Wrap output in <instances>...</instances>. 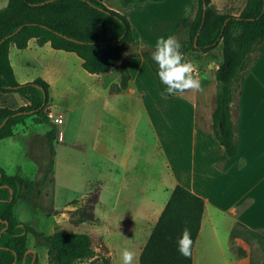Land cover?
<instances>
[{"label":"rangeland","instance_id":"1","mask_svg":"<svg viewBox=\"0 0 264 264\" xmlns=\"http://www.w3.org/2000/svg\"><path fill=\"white\" fill-rule=\"evenodd\" d=\"M245 3L246 0H212L211 5L220 14L238 15ZM139 5L144 7L138 6L140 8L128 16L143 41L139 45H126L129 51L154 47L156 38L160 36H175L182 46L188 38L187 28L175 30V25L181 18L194 16L197 0L151 1ZM115 8L123 9L120 1ZM146 14L149 23L146 22ZM156 22L158 25L154 26ZM222 48L220 41L206 52L192 51L184 55L186 60L196 64L198 71L194 75L200 79L203 91L162 95L156 90V94L151 96L155 129L146 124L144 116L135 127L125 122L126 116L112 119L110 115L99 125L95 109L91 121L82 123L81 132L90 158L80 151L81 160L76 171L71 174L61 165L56 173V189L64 192L62 197L67 203L58 201L54 205L53 187L52 198L43 194L36 202L29 201L47 218H37L36 212L28 208V203L15 206L16 218L44 235L35 238L30 234L28 239V245H32L30 251L38 257L40 264L55 261L54 254L49 255L55 231L89 236L94 257L76 260L72 264H122L119 253L123 247H130L135 252L133 264H139L142 248L159 217L160 196L164 198L165 190L169 192L171 189L167 186L168 182L167 189H156L157 201L152 196V204H148L149 197L143 195L145 189L142 188L135 191L141 203L132 204L134 208L126 203L108 206L106 201L110 198L106 192L119 189L106 187V181L100 179L101 173L108 175L110 186L118 184L116 180L122 168H126L128 176L147 175L155 167L159 172L166 167L171 172L172 168L179 180L193 182L210 197L212 203L223 207L238 203V217L248 229H264V51L260 53L257 49L251 54L244 79L232 100L231 122L235 137L238 132V145L242 157L248 162L247 167V163L242 164L240 155L234 158L225 155L211 128L212 113L209 115V112L215 107V72L223 62ZM51 95L57 99L59 91L55 90ZM126 108L127 104L124 111ZM100 150L102 157L96 159ZM99 193L103 198L99 197ZM42 205L47 208L43 209ZM83 214H87L89 219L81 221L79 218ZM218 229L223 231V227ZM250 230L238 227L233 236L255 238L262 245V251L252 252V264H264V232ZM203 231L205 235L196 252L198 263L225 264L223 253L212 237L211 221L205 223ZM243 252L240 248L238 253L242 255Z\"/></svg>","mask_w":264,"mask_h":264},{"label":"trees","instance_id":"2","mask_svg":"<svg viewBox=\"0 0 264 264\" xmlns=\"http://www.w3.org/2000/svg\"><path fill=\"white\" fill-rule=\"evenodd\" d=\"M119 1L127 8L134 2L147 0ZM211 2L197 0L194 16L181 18L175 30L187 28L188 38L181 46L184 55L206 52L222 42L223 62L215 72L211 128L227 157H234L238 144L230 105L244 79L251 54L257 49L260 53L264 51V0H246L238 15L220 14ZM33 38L39 44L49 43L56 50L75 53L89 73L104 72L114 66L121 60L124 47L134 42L128 19L101 0H8L0 10V93L18 91L27 105L15 110L0 107V140L12 136L16 125L24 124L29 117L37 124L50 121L48 83L41 78L19 83L8 57L10 44L24 49ZM153 50L154 47L145 48L135 55L146 60L156 76L159 91L169 95L156 75L157 65L150 58ZM129 78L127 68L122 65L120 89L127 86ZM55 138V128L41 138H33L29 154L37 164L34 179L9 175L0 167V264H40L28 247L27 237L44 235L18 220L14 205L19 199L36 202L44 195L52 198ZM204 208L202 197L175 185L142 248L139 264H193V248ZM79 219L89 217L83 214ZM185 228L192 239L188 258L177 250V240ZM53 241L49 255L54 254L55 261L49 260L48 264H72L95 255L87 234L56 231Z\"/></svg>","mask_w":264,"mask_h":264},{"label":"crops","instance_id":"3","mask_svg":"<svg viewBox=\"0 0 264 264\" xmlns=\"http://www.w3.org/2000/svg\"><path fill=\"white\" fill-rule=\"evenodd\" d=\"M101 1L106 7L120 12L128 19L134 37V42L128 45H139L143 40L141 36L136 34L132 21L128 15L132 14L137 8H140L138 6L144 7L139 4L151 1L147 0L133 3L129 7L123 9L115 8V5L119 3L118 0ZM0 3L1 10L7 5L8 0H0ZM145 16L146 22L149 23L148 15L146 14ZM153 24H155L154 26H157L158 22ZM142 50L129 51V47L125 46L121 60L114 66L104 72L89 73L83 68L82 59L75 53L56 50L52 48L49 43L39 44L37 40L33 38L29 40L28 46L24 49H18L15 45L10 44L8 57L15 78L19 83H26L36 78H41L48 83L49 96L51 95V92L55 90L59 91V97L57 99H55L54 96L52 97V95L50 96L49 111L54 118L61 116V122L55 123L53 119H49L50 121L48 123L37 124L33 122L32 117H29L25 120L24 124L16 125L12 136L0 140V167L9 175H20L31 180L34 179L37 174V164L29 154L32 140L34 137L41 138L46 132L55 128L53 201L54 205H56V202L58 201H60L61 204H64L66 201L65 198L62 197L64 192L61 193L59 189H56L58 187L56 173L58 167L61 165H64L71 174L76 171L81 160L78 154L80 151L86 154L88 159L90 158V154L87 152L88 146L85 138L82 136L81 128L84 121H91L94 109L97 113V123L99 125L104 123L107 115H110L112 119H117L119 116H126L125 122L129 126L135 127L140 123L144 116L146 124L155 129V113H153L155 110L151 108V96L155 95L157 92L156 90H159V88L156 76L146 60L139 55H135ZM122 65L127 68L130 76L128 84L124 89L119 88ZM17 94L25 101L21 105H18L17 101L13 99ZM160 94L166 95L161 92ZM125 104H127V108L124 111ZM25 105H27V100L18 91L0 93V107L15 110ZM109 107H111L110 112ZM196 110L197 104L194 106L195 113ZM212 112L213 111L209 112V115H211ZM231 114L232 102L230 105V117L232 120ZM196 119H198V117ZM97 127L98 126H96V128ZM195 129L199 131V129ZM198 131L194 132V134ZM200 134L203 135L204 133L201 132ZM238 136L237 132L235 137L236 140L238 139ZM237 144H239L238 140ZM238 155L241 156L242 164L247 163L248 167V162L244 156L242 157L239 145L238 154L236 156ZM100 157H102L101 150L97 151L96 159H99ZM102 168L104 167H101V171ZM170 170L171 172H169L166 167L163 171L160 170L159 172L155 167L154 169H151L147 175L143 174L142 176H139L136 174L128 176L126 168H122L121 175L116 180L118 181V184H112L110 186L108 175L101 173L100 179L106 181V187L119 189L114 191L108 190L106 192L108 198H110L106 201L107 205L111 206V204L115 203L121 205L126 203L128 207L130 204V207L134 208L132 204L141 203V198L139 197L138 199V192L135 191L136 189L142 188L146 190H144L143 195L149 197L148 204H152L157 197L156 189H167L166 183L168 182L167 186L171 190L169 192L165 190L166 196L164 198L160 196V215L172 189L175 185L179 184L202 197L205 202L200 229L193 248V264H199L196 252L199 243L203 241L205 235L203 227L208 220L213 224L212 237L223 253L225 264H252V252H259L262 245H260V243L253 237L252 239H246L239 235L235 237L233 236L234 230L238 227L245 231L250 230L244 225V221L238 217L240 210L237 211V207L240 205L234 203L229 207H223L220 204L212 203L210 197L194 185L193 182H182L176 177L173 169L170 168ZM112 178L115 177L112 176ZM63 185L64 183H62V186ZM152 196H154V199ZM61 197L63 198V202L61 201ZM99 197L103 198L102 195L100 196V193ZM24 203H28V208H32L34 212H36L37 218H47L39 211V209L34 208L28 200L19 199L16 202V204ZM208 203H210L209 208ZM16 204L14 205V214ZM63 214L61 216H63ZM218 227H223V231H219ZM53 228L54 227H52V229ZM250 231L264 232V229L260 228L258 230ZM55 232H53V234ZM251 232H249V234H251ZM29 235L27 237V244ZM30 246L32 245H28L29 249ZM240 248L244 251L242 255L238 253L240 252Z\"/></svg>","mask_w":264,"mask_h":264},{"label":"clouds","instance_id":"4","mask_svg":"<svg viewBox=\"0 0 264 264\" xmlns=\"http://www.w3.org/2000/svg\"><path fill=\"white\" fill-rule=\"evenodd\" d=\"M181 44L175 36H160L156 38L151 60L157 65L156 75L169 95L183 94L185 92H202L200 79L194 73L198 71L193 61L186 60L180 51ZM18 105L25 101L19 95L13 97ZM192 239L190 231L183 229L177 240V250L185 258L191 255ZM122 264H133L136 259L135 252L130 247L120 249Z\"/></svg>","mask_w":264,"mask_h":264},{"label":"built area","instance_id":"5","mask_svg":"<svg viewBox=\"0 0 264 264\" xmlns=\"http://www.w3.org/2000/svg\"><path fill=\"white\" fill-rule=\"evenodd\" d=\"M48 118L49 119H53V121L55 122V123H59V122H61V116L60 117H53L52 116V114H50V112H49V114H48Z\"/></svg>","mask_w":264,"mask_h":264}]
</instances>
